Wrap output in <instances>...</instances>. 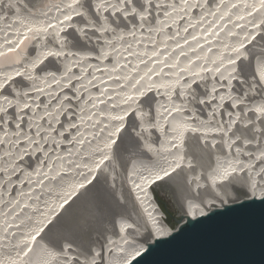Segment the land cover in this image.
I'll return each mask as SVG.
<instances>
[{
    "label": "rangeland",
    "instance_id": "1",
    "mask_svg": "<svg viewBox=\"0 0 264 264\" xmlns=\"http://www.w3.org/2000/svg\"><path fill=\"white\" fill-rule=\"evenodd\" d=\"M61 1L0 0V37H4L6 43L8 37H14V35L12 36L10 33L11 30L7 31L9 25L14 26L17 24L19 26V23H17L18 20H23V18H26L30 13L34 14L39 12L45 16L50 15L51 12L56 13L59 11L57 8L62 9L61 7L63 3H61ZM92 1L94 0H75L73 9L69 11L71 15L68 24L62 22L64 20L60 19L61 25L60 23L57 24L59 22L56 16L57 14H53L52 21L53 18L55 21L51 24L54 25V23H56L57 26H60L56 30L55 35H52V31L50 32V30H47L52 25L50 23L44 25L43 23V26L36 29V33L34 32L30 34V37H27V49L25 47L18 51L17 48H19L20 45H17V47L14 45L12 47H15L16 49L15 51L13 50L10 55V60L5 62L0 59V76H3L4 73L11 72L12 70V72L15 70H22L25 72L26 70V75L30 77L28 82L25 83L23 80L14 79V75L11 74L6 77V82L4 81L0 86V216L2 213V215H8L9 213L10 217L8 218L15 219L12 225L16 224L18 226L19 224H22V221L17 217L18 213H24L27 211L23 208L24 206H21V200L28 197L33 199L40 198L41 204L39 205L41 206L36 207V209H39V212L37 211L39 217L35 220L36 222L30 226L32 227V230H30L33 232L35 240H37L41 247L46 251L45 264H93L92 261L89 260V257H91L89 255L91 254L89 249L94 252L102 247L105 242H108V240L102 241V238H110L113 236L111 227L115 218L117 216L124 218V215L121 214V212H117V209L125 202L123 199L124 197H120V202L114 199V195H111L110 192L104 188L106 184L104 177L98 176L95 178L89 187L87 186L86 189H83V192L66 205L58 216L48 224V226L47 222L49 219L44 226L40 223L44 220V217L50 213V210L54 209L55 206L57 207L62 196L70 190L75 183L78 181L80 182L84 178L83 173L88 172V168H91L90 164L94 163V160L96 162L105 156L102 160L104 162L102 167L106 166L105 164L107 161V170H109L110 167H113L116 171L118 170V174L116 175L120 182L124 180L123 178L125 176H128L129 165L131 162L138 164L137 167H140V175H138L139 177H144L145 172L143 170L149 167L148 162L151 160H145L147 156L137 150V141L136 139L131 138L130 133L132 132L133 127L137 125V129L140 131L143 138L148 141L149 147L152 148L155 138L152 135L149 126L154 124L152 123L154 122L153 119L151 120L155 108L153 106V100L154 98H157L159 101L165 102L161 99L162 97L160 98L161 94L160 90L158 91L159 88L157 86L150 90V92H141L143 95L140 103L138 100H135L137 105L132 107L133 109L138 108L135 113L136 119L135 121L130 120L131 122H129L127 130L119 132L120 129L118 130V128H116L115 134L112 135L108 133V131L103 132V135H105L104 137H107L108 142L104 149L100 150L96 149V147L93 148L92 146L89 148L85 145L80 146L78 143L79 139H81L80 142H83L85 138L90 140L89 138L91 135V138L96 135L98 136L101 130L99 125H103L104 122L102 123V120L106 117V113L100 114L101 110L99 108L102 104H100V102L104 103L106 100V102H108L109 99L113 101L112 99H115V97L118 98V94H113L114 96L116 95L115 97L111 95L106 98L107 93L105 92L107 91V86H104L106 82H103L104 78L106 79V75L109 73L105 72V68L110 63L112 57L111 52L114 51V53H117V50L122 47V49L127 50L129 47L128 45L131 46L130 43L132 41L129 43L126 42L128 41L126 36H130L132 39L136 34L142 36V40H145L148 43L150 42L151 45L157 43V37L153 35L154 32L152 35L148 33L154 26V19L157 21L163 19L169 14V12H171L169 9L166 10V3L168 4L169 1L170 5L171 2L172 5L175 1L178 3L180 2V0H95V4L91 5ZM189 1L191 0H183L184 3L182 4L186 5V8L184 7V12H178V15L174 14L171 19V24H168L169 27L162 26L164 25L163 21H160L162 33H164L166 37L171 38L173 35L172 39H175L179 35L176 40L187 39L189 41L194 39L195 37H189L192 35V32L190 33L189 31L191 24H189L187 19L195 18L193 20L196 21L198 19L197 21H200L210 15L211 11L216 12V7L221 6V3H224L225 0H195V3L188 4ZM228 1L229 0L226 2L227 4ZM249 3H252V5H249V8L254 5L251 0ZM260 11L263 16H261L258 21V25L251 32L249 37L242 42L241 47L239 49L236 48L234 51L236 54L232 61V72H226L223 74L220 71H210L211 75H208L204 74V70L202 74L196 72L191 78H186L187 75H184V72L179 76V80H182L179 90L176 92L174 91V88H172V90H169L167 93L170 103H174V106H176L175 108L180 109V112L184 111L186 113V115L184 114V120L187 122L198 121L202 124L205 123V125L208 123V125L213 126L214 129L225 130L223 131L224 133H227L228 128V130L232 129V134H234L233 137L237 135L233 139L239 143V146H242L239 141L243 142L247 137L250 138H247L244 142L252 140L251 137H255L257 142L264 140V113H261V115L257 114L258 116L254 117V114L252 115L250 112L247 114V110L249 109L248 103H251V98L255 99V97H261L262 95V91L255 88L258 83L255 80L256 77L253 72L254 60L257 57L264 59L263 6ZM43 12L46 14H43ZM62 12L65 13L66 10H62ZM244 17L242 18L244 19ZM247 23H249L247 25L249 31L252 27L250 24L251 21H248ZM17 25L14 28L19 29ZM70 25H73L78 29L75 28V31L73 32L70 27L68 28ZM226 26L227 24L225 27ZM239 26H241V23L238 24L237 27ZM24 28V30H26L27 26ZM21 30H23V28H21ZM123 30L125 31L123 32ZM219 30L220 27L216 29L217 32H215V34L218 33ZM119 31L122 32V34L116 36L115 34H119ZM28 35L29 33H27V36ZM247 35L248 34H245L243 36L245 37ZM11 39L9 38L7 43L9 41V43L15 41L14 39L11 41ZM19 39V37L16 39V44H18ZM205 39L203 38V41H206L203 42L204 44L213 41V36L210 38L206 37ZM111 40L114 41V44L108 47ZM201 44L202 43H199L198 45L200 46ZM2 46L0 45V47L4 49L5 44ZM41 46L54 54H59V59L52 54H45L44 50H40L42 48ZM100 46L103 48L101 53L99 52L101 49L99 48ZM210 46H206V50H209ZM50 49H52V51ZM233 50L234 49H232V52L230 51L231 54L234 53ZM179 51L178 53L181 57L183 52L181 51L182 53L180 54ZM147 53L142 55V59L140 58L141 62H147L149 57H151L150 61L155 60L154 58L152 59L151 55H147ZM126 54L127 57L131 55L130 53ZM166 54L167 53H162V56ZM63 56H70L69 61L64 65L60 64L61 59L64 58ZM199 57L200 56H196L194 59L201 60V57ZM126 59L127 61L125 60L124 62H121V66L123 64L125 66L127 62H129V59ZM153 62L155 63V61ZM158 65L159 63H157L156 66ZM175 65L176 64L174 63L173 66ZM163 66L160 67L164 68L165 66ZM148 71H142L143 74L141 76L143 77L141 79H144L146 75L150 74ZM156 74L157 73L150 74L151 76L147 78L146 82H150L148 79L154 77ZM37 77L41 78V80ZM36 78L39 81L36 80ZM35 80L37 82H35ZM256 92H258L259 95L255 94ZM126 95L128 96L129 93L123 92L120 94V97L125 98L127 97ZM165 104L168 105L169 102ZM166 105H163L159 110L160 113L162 112V115L164 111L166 112L167 109H170V106ZM92 107H94L95 113ZM88 108L90 109V112L88 111ZM97 109L98 111L100 110L98 113L96 111ZM128 113L129 112L124 114V119L127 117ZM169 114H167V116ZM233 114H235L237 119H242L243 123H247V125L241 124V127H239L231 125L232 122L228 125L227 119ZM96 118H99L100 122H95ZM163 119L168 120V118H165L164 116ZM166 121L163 120L162 122L164 127ZM83 122L84 124H82ZM125 125L126 121L122 126ZM113 135L115 136V139L111 141L110 139L112 138L110 137ZM210 135V137L216 138V135ZM186 136L184 138L181 133V139L177 143V147H179L178 149L185 157V164L182 163L183 165H181V169L179 168V172H177L176 175L163 180L165 181L162 182L163 184H156L154 189L155 196L152 195L155 197V201L162 217L165 216V221L167 218L171 221L169 224L171 227L177 225L176 218L178 216V210L175 208L173 202H176L174 197L176 196L177 198L179 196L178 194H175L176 191L180 192L181 189V180L178 178V175L180 176L183 168L187 171L183 170L184 174H187L188 172H195L196 169L206 166L208 163V155L206 152L210 154L212 151L208 149L204 142L200 141V138L194 140V137ZM238 136L240 138H238ZM77 137H79V139ZM244 147L246 148L247 146ZM244 147L242 148L244 149ZM222 150L228 152V154L236 153V151H234L236 148L233 151H227V148L224 145ZM84 152L92 155L93 158L88 160L85 159L83 157ZM98 152H100L101 157H99ZM75 153H77V156L80 157V159L78 158L75 160V158H71L73 155H76ZM144 161L148 167H146ZM142 162V167L144 166V168H141L140 166V163L142 164ZM37 171L42 175L37 174ZM56 171L60 172L58 173L59 175L54 178L59 179L63 189L59 192L55 190L56 193L54 190L50 191V182H48L47 186L50 187L49 192L42 194L40 191H37L38 186L37 188L35 187L40 183L38 179L45 175V180L51 176V173H53L54 176V173H57ZM126 173L128 174L126 175ZM37 176L38 179H34V177ZM31 177L34 180L31 181ZM178 185L179 187L177 188ZM226 187L227 191L235 192L232 182L228 181L225 189ZM54 188L57 189L58 187ZM121 192L122 195H124V191L122 190ZM171 193H173V195H171ZM183 193L184 192L182 191L181 194ZM103 194H107L110 197L112 196L115 201L112 198L109 200L108 197V204L102 202V198L104 197ZM15 199L19 202L17 201L16 203ZM92 203L96 205H92ZM161 203L164 204L166 211L160 206ZM114 207L115 210H112ZM96 208H98V210H96L97 212L95 211ZM58 209L54 212V216L60 211V209L59 211ZM8 218H6V220ZM104 222L105 224H103ZM23 224L28 225L29 221H24ZM9 228L10 225L4 231L5 234L0 238V242L6 239H11L14 235L13 232L15 233L17 230V228H12L14 231H10ZM121 232V235L124 234V231L121 229V231L115 234L114 238L118 235L120 236L119 233ZM123 236L129 239L127 234ZM125 237L122 238L125 239L123 242L128 240ZM108 245H110V243L105 245V247ZM28 248H30V245L26 247L27 250ZM14 249L16 251L10 253L7 252L6 255L2 256L3 258L0 257V262L9 264L16 253L18 255V246L14 247ZM21 256L22 254L19 256L20 258H17L18 262H21L20 264L24 261V256ZM10 264H13V262Z\"/></svg>",
    "mask_w": 264,
    "mask_h": 264
},
{
    "label": "bare ground",
    "instance_id": "2",
    "mask_svg": "<svg viewBox=\"0 0 264 264\" xmlns=\"http://www.w3.org/2000/svg\"><path fill=\"white\" fill-rule=\"evenodd\" d=\"M62 1H61V3H63L61 7L62 9L57 8V10L59 11H57L56 13L51 12L50 15L48 16L42 15V13H39V12L34 13V14L30 13L26 18H23V20L21 19L18 20L17 23H19V26L17 24H15L14 26L5 25V26H8L7 31L11 30L10 32L11 35L12 36L14 35V37L10 36L8 38L6 37L7 36L6 35L5 36L7 38V40L5 39L6 43L9 38L10 39L13 38L15 41L18 37L20 39L18 41V44H16L15 41L11 43H9L10 42L9 41L6 44L4 41V37L2 38L0 37V45L2 46L3 44H5L4 49L0 47L1 48L0 52L2 51L0 53V59L4 60L5 62H7V60H10V55L12 54L13 50L15 51L16 49L15 47L14 48L12 47L14 45H16V47L17 45H20V47L17 48L18 51L24 49L25 47L27 49V44H28L27 37H30V34L34 32L36 33V29L38 27L43 26V23L45 25L47 23L51 24L53 21H55L54 18L52 21L53 14L54 15L57 14L56 16L58 20L59 19L64 20L62 22H65L66 24H68L70 20L69 18L71 15L69 11L73 9L74 7L73 4H75L74 3L75 0H64L63 2ZM96 1L95 0L92 1L91 5H94ZM169 2L168 4L166 3V7H167L166 10L169 9V11L171 12H169V14H167V16L163 19H159L158 21L154 19V26L148 32L151 35L154 32L153 35L157 37V41H156L157 43H154L151 45L150 42L148 43L145 40H142L141 38L142 36H140L139 34H136L132 39L130 38V36H126V38H128L127 39L128 41L126 42L129 43L132 41L130 43L131 46L128 45L129 47L127 50L122 49L123 48L122 47L117 50L118 51L117 53H114V51L111 52L112 57H111L110 63L106 66V68L103 64L104 68L106 69L105 72H109L106 75L107 78L106 79L104 78L103 82H106L104 86L105 85L107 86V91L105 92L107 93L106 98H108V96H111L113 94H116V95L118 94V98L115 97L116 95L115 96L113 95V97H115V99H112L113 101L109 99L110 101L108 100V102H106L107 100L105 98L106 101H104V103L100 102V104L102 103L101 105L99 104L100 108L98 107L101 110V111L99 110L100 114L106 113V117L102 120V123L104 122L103 125H99L101 127V130L98 136L96 135L93 138H91L92 137L91 135V137L89 136L90 140L85 138L83 142L81 141L82 143L80 142L81 139L77 137L79 139L77 140L80 146L85 145L86 147H89V148L90 146H92L93 148L96 147V149H100V150L106 148L108 142H107V137H104L105 135H103V132L108 131V133L112 135V134H115L116 128H118V130L120 129L119 132L127 130L129 122H131L132 120L135 121L136 119L135 113L138 108L137 106H136L137 109L132 108L134 105H137L135 100H138V102L140 103L141 97L143 95L141 92L143 93L150 92V90L156 88L155 86H157L159 88L158 91L160 90V94H161L160 98L162 97L161 99L165 102H161L157 98H154L153 100V106L155 108L153 110V116L151 120L153 119L154 122L152 123L154 124L152 126L151 125L149 126V128L151 129V133L155 138L152 144V148L149 147L148 141L145 140V138H143L140 131L137 129V125L133 127V129L130 128L132 129L130 136L131 138L136 139L137 144H138L137 150L147 156L145 160L146 159L148 161L151 160L150 162H148L149 167L146 165L144 161V164L146 165V167H148L145 170H143L145 172L144 177L143 176H142L143 178L139 177L140 167L138 168L137 167L138 164H135V162L132 160L134 163L131 162V164L129 165L130 175L126 173V175L128 174V176H125L124 178L122 177L124 180L120 182L116 175L118 174L117 172L118 170L116 171L113 167H110L109 170H107L106 168L108 165L107 161L105 164L106 166L102 167L104 164L102 160L105 157L103 155L104 156L103 158L97 160L96 162L94 160V163L90 164L91 168L90 169L88 168V172L83 173L84 175L82 174L84 178L80 182L78 181L77 183H75L70 188V190H68L62 196V199L58 202L57 207L56 206L55 208L53 207L54 209L50 210V213H48V215H46L44 217V220L40 223L44 226V224L49 219L47 222V226H48V224L58 216V214L65 208L66 205H68L71 201H73V199L76 196H78L81 192H83L82 191L83 189H86L87 186L89 187V185L92 183L93 180H95V178H97L98 176L104 177L105 178L104 180L106 181L104 188H106L110 192L111 195L112 194L114 195L113 198L118 200V202H120L121 201L120 197H124L123 198L125 200L124 204L117 209V212H121V214L124 215V218H120L119 216L115 218L112 224V227H111V230H112L111 232L113 236H111L110 238L108 237L109 239L105 237L102 238V241L108 240V242H105V244H103L102 247H100L94 252L89 249V252L92 254V255L89 254L91 256L89 257V260L92 261L93 264H131L140 256V254L145 252L151 246L157 244L158 239L168 238L170 235H172L176 231L179 224L177 225V227L176 226L171 227L161 216L159 207L155 201L154 189H155L156 184L165 182L163 180L167 179L168 177H172L176 175V173L179 172V168L181 167V165H183L182 163L185 164L186 162L185 157L183 156V153L178 149L179 147H177L178 145L177 143L181 139L180 137L181 133L184 138L186 135L192 138L194 137V140L195 139L198 140V138H200V141L204 142L210 151L212 150L210 154L206 152V154L208 155L207 157L208 163L206 164V166L196 169L195 172L194 171H192L191 173L188 172L187 174H184L183 170H185V168H183L182 173H180V176L177 174L178 178L181 180L180 182L181 189H180V192L176 191L175 193L179 195L177 198L176 196L174 197L176 202H173V201L172 202L174 203L175 208L178 210L177 217L180 218L181 225H183L188 219L195 220L197 218L205 216L206 214L214 210H221L223 208H226L234 204H238V203L249 201V200H258L264 197V140L257 142V139L255 137H251L252 140L244 142L247 138H250V137H247L243 141L244 143L239 141L240 145H242V146H239V143L235 141V139H233L237 135L233 137L234 134H232V131H231L232 129L228 130L229 129L228 128L227 133H224L223 131L225 130L214 129L213 126L208 125V123L205 125V123L202 124L201 122H198V121L196 122L193 121L194 123L187 122L186 120L183 119L186 113L184 111H183L184 113L180 112V109H176L175 108L176 106H174V103L172 102L170 103V100H168L169 97L167 94L169 90H172V88H174V91L176 92L179 90L180 83L182 82L181 79L179 80V76H181V74L184 72H185L184 75H187L186 78L187 77L191 78L192 75H194L196 72L198 74H202L204 70H205L204 74H208V75H211L210 71H220L223 74L226 72L227 73L232 72L233 70L232 61H233V57L236 54L234 51L236 48L239 49L241 47L242 42L249 37L251 32L258 25V21L260 20L261 16H263L260 10L262 6L264 7V0H251V2H253L254 5L251 6L250 8H249V5H252V3L251 4L249 3L250 0H229L228 4L226 3L227 0H225L224 3H221L222 5L219 4L221 6L219 7L217 6L218 8L216 7L215 9V11L217 10L216 12L211 11L212 13L210 12V15H208L206 18H203L200 21H197L198 19L196 21L193 20L195 18L187 19L189 24H191L189 31L190 33L192 32L191 33L192 35H190L189 37H192V38L195 37L194 39L189 40V41L187 39L176 40L179 37V35L175 39H172L173 35L171 36V38H168L166 37L164 33H162V29L160 27V21L161 20L163 21L164 25L162 26L169 27L168 24H171L172 16L174 14L178 15V12H184V9L186 8V5L182 4L184 3L183 0L182 2L180 0L179 3L181 4L175 1V3L172 5V2H171L172 6L170 5ZM195 2H196L195 0H191L189 1L188 4L195 3ZM62 10H66V12L63 13ZM40 12H41V9H40ZM44 13L45 12H43V14ZM242 17H244V19ZM60 20L59 22L57 21L58 22L57 24L60 23ZM248 21H251L250 24L252 26L249 31L247 28V25L249 24L247 23ZM240 23H241V26L237 27L238 24ZM57 24L54 23V25H52L51 27L47 29V30H50V32L52 31L51 32L52 35H55L56 30L58 29V27H60L59 25L57 26ZM226 24L227 26L225 27ZM16 25L19 27V29L14 28ZM25 26H27L28 29L26 28V30H24ZM69 27L72 29L73 32L75 31V28L78 29L77 27H74L73 25L68 26V28ZM219 27H220V30L218 31V33L215 34V32H217L216 29ZM21 28H23V30H21ZM124 31L125 30H123V32ZM27 33H29L28 36H27ZM120 34H122V32L119 31V34H115V35L120 36ZM245 34H248V35L244 37L243 35ZM212 36H213V41L209 40L210 42L205 43V44L203 43L206 40L205 39L206 37L210 38ZM203 38L205 39L204 41H203ZM242 38H245V39H242ZM13 39H11V41ZM110 42L111 43L108 44V47L114 44L113 40H111ZM199 43H202V44L199 46L198 45ZM206 46H210V49L206 50L205 48ZM99 48H101V46ZM232 49H234L233 54H231ZM40 50H44L45 54H52L56 58H58L59 54H56V53L54 54L53 52H50L49 50L44 49L43 47ZM50 50L52 51V49ZM102 50L103 48H101L99 52L101 53ZM178 51L180 52V54L183 52L181 57L179 56ZM126 53H130L131 55L127 57L126 55L128 54ZM146 53L147 55L149 54V56L151 55L152 59L153 58L155 59L153 60L155 61V63L153 61H150L151 57H149V60L147 62L146 61L141 62V59H142L141 57H143L142 55L143 54L145 55ZM162 53L164 54L167 53V54L162 56ZM196 56H200L201 60L197 59L198 57L196 58L197 60H195L194 58ZM63 57L64 58L61 59V63H60L62 65L66 64L70 59V56H63ZM126 58L129 59V62H127L125 66L124 64L121 66L120 65L121 62H124L125 60L127 61ZM227 59H228V62H227ZM157 63H159L158 66H156ZM174 63L176 64L175 66H173ZM160 66H163L164 68ZM253 68H254V71H253L254 76L256 77L255 80L258 83L257 87L255 86V88L257 90L262 91L261 97H255V99L251 98L252 100L250 101L251 103H248L249 109L247 110L248 111L247 114H249L250 112L252 113V115L254 114L253 115L254 117V116L261 115V113H264V59H260L257 57L253 62ZM12 71L4 73L3 76H0V86L4 83V81L6 80V77L11 74L14 75V79H19L21 81L23 80L25 83L28 82L30 77L26 75L27 74L26 70L25 72H23L22 70L20 71L15 70L14 72ZM142 71H148L151 75L152 73H157V74L154 77H151L150 79H148L150 80V82H146L147 78L150 77L151 75L148 74L146 75L144 79H141L143 77L141 76L143 74ZM114 74L115 76L113 77ZM229 75L232 76L231 74ZM37 78L36 80L38 79L41 80V78H38V79ZM36 80L35 82H37ZM123 92L124 93L128 92L129 95L128 96L126 95L127 97L125 98H121L120 94ZM255 94H258V92H256ZM163 97L165 100L163 99ZM167 102H169L168 105L165 104ZM163 105L170 106V109L166 110L167 108L166 107L165 108L166 112L164 111L162 115V112L160 113L159 110L161 109V107H163ZM92 108L94 109V107ZM88 111L90 112L89 108H88ZM96 111L97 113L99 112L98 109ZM127 112L129 113L127 117L124 119V114H126ZM94 113H95V109H94ZM167 114L169 115L167 116ZM233 115H231V117L227 119L228 125L231 122H232L231 125L239 126V127H241V124L247 125V123H243L242 119H237L235 117V114ZM163 116L165 118H168V120L163 119ZM124 120L126 121V125L122 126L125 122ZM163 120L165 121L167 120L165 122V127L162 124ZM97 121L100 122V119L96 118L95 122ZM82 124H84V122ZM210 134H214V136L216 135V138L210 137L211 136ZM114 137L115 136L113 135L112 137H110L112 139L110 138L109 139L112 141L115 139ZM238 138L240 137L238 136ZM233 143L236 145H234ZM223 145L226 146L227 151L228 150L233 151L236 148V150H234L236 151V153L228 154V152L223 151L222 150ZM244 146H247L249 148L247 147L245 148ZM240 147L241 148L244 147V149L243 148L241 149ZM77 153H75L76 155H73V157L71 158H75V160L78 158L80 159V157L77 156ZM98 153H99V157H101L100 152ZM83 157L87 160L90 158H93L92 155H89L87 152L83 153ZM142 165H143V162L142 164L140 163V166L141 168H144V166L142 167ZM59 172H57L56 174L54 173V176H53V173H51V176L53 177L50 176L46 178L45 180H44L45 175L39 178L40 180L38 179V176L34 177V179L36 178L40 182V183L38 182L39 184H37L35 187L37 188L38 186L37 191H40L42 194H46L47 192H49L50 187H51L50 191L54 190L55 192L56 190L59 192L60 190H62L63 189L61 187L62 184L59 182V179L54 178L55 176L59 175L58 174ZM37 174L42 175L41 173H38V171H37ZM124 175H125V172H124ZM31 178H30L31 181L34 180L33 178L32 179ZM228 181L232 182V185H234L233 188H235V192L227 191V187L225 189V186ZM48 182H50V187L47 186ZM54 187H58V188L55 189ZM166 187H169V186H166ZM178 187L179 185L177 186V188ZM121 189L124 191V195H122ZM182 191L184 192L183 194H181ZM106 195H104V197L102 198L103 199L102 202L104 203L108 202L107 200L108 197H109V200H111L112 198V196L110 197ZM171 195H173V193H171ZM28 198L21 200L22 201L21 206L22 207L24 206L23 208H25L27 211L24 213H21L19 211L20 213H18L17 215L18 219L22 221V224H19L18 226L16 224L12 225L15 219L8 218L10 217L9 213L8 215L7 214L2 215L3 214L2 213L0 216V238L3 237V235L5 234L4 231L6 230V228H8L9 225H10V228H9L10 231H14L12 230V228H17V230L15 229L16 230L15 233L13 232L14 235L12 234L13 237L11 239L9 240L6 239L0 242V257L3 258L2 256L6 255L7 252L10 253V252L16 251L15 250L16 248L14 249V247L18 246V249H17L19 250L18 255L16 253L17 256L15 255L11 259L12 261H10V263L13 262V264H20L21 262L19 263L17 258H20L19 256L22 254L21 257L24 256V261H23L24 264H45L46 263V253H45L46 251L44 248L41 247L38 241L35 240V238L33 237V232H31L32 227H30L36 222L35 220H37V218L39 217V214L37 213V211L39 212V209H36V207L41 206L39 205L41 204V200L40 198L38 199H33L31 197L29 199ZM17 201L18 200H16V203ZM104 203L103 205L105 206ZM93 204L94 203H92V205ZM58 208L60 209V211ZM56 209H58L59 212L58 213L56 212L57 214L54 216V212L56 211ZM96 210H98V208H96L95 211ZM112 210H115V207ZM6 218L8 219L6 220ZM24 221H27V222L29 221V224L30 223L32 224L30 225L28 224L29 225L28 226L27 224H23ZM103 224H105V222ZM121 229L124 231L123 235L127 234L129 239L121 235L122 232L119 233L121 237L118 235L120 238L118 236L114 238L115 234L121 231ZM124 237L127 238L128 240L123 242V240L125 239H122V238ZM109 243L110 245L107 246L109 248L105 247V245ZM29 245H30V248H28L27 250L26 247H28ZM0 264H6V263L0 262Z\"/></svg>",
    "mask_w": 264,
    "mask_h": 264
},
{
    "label": "water",
    "instance_id": "3",
    "mask_svg": "<svg viewBox=\"0 0 264 264\" xmlns=\"http://www.w3.org/2000/svg\"><path fill=\"white\" fill-rule=\"evenodd\" d=\"M176 221L172 235L131 264H264V197Z\"/></svg>",
    "mask_w": 264,
    "mask_h": 264
},
{
    "label": "trees",
    "instance_id": "4",
    "mask_svg": "<svg viewBox=\"0 0 264 264\" xmlns=\"http://www.w3.org/2000/svg\"><path fill=\"white\" fill-rule=\"evenodd\" d=\"M160 206L166 211L165 206H164L163 203H161ZM159 211H160V210H159ZM161 216H162V215H161ZM163 219L165 220V216L163 217ZM166 222H167L168 224L171 223V221L169 220V218H167Z\"/></svg>",
    "mask_w": 264,
    "mask_h": 264
}]
</instances>
